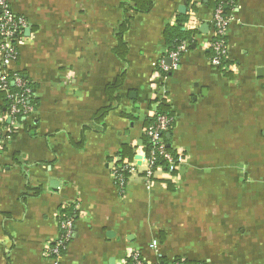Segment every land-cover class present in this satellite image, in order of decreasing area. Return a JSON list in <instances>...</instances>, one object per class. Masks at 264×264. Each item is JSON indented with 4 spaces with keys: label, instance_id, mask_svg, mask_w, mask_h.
I'll return each instance as SVG.
<instances>
[{
    "label": "crops",
    "instance_id": "obj_1",
    "mask_svg": "<svg viewBox=\"0 0 264 264\" xmlns=\"http://www.w3.org/2000/svg\"><path fill=\"white\" fill-rule=\"evenodd\" d=\"M8 1L28 24L12 69L37 92L33 132L0 142V264H129L134 253L146 264H264V0H237L222 69L209 59L210 0H152L143 14L126 10L132 0ZM183 20L197 34L173 68L164 32ZM160 98L185 161L146 180L142 140ZM124 145L136 155L121 189ZM64 215L74 236L55 258L47 247Z\"/></svg>",
    "mask_w": 264,
    "mask_h": 264
},
{
    "label": "built area",
    "instance_id": "obj_2",
    "mask_svg": "<svg viewBox=\"0 0 264 264\" xmlns=\"http://www.w3.org/2000/svg\"><path fill=\"white\" fill-rule=\"evenodd\" d=\"M231 22L232 16L226 17L224 15V8L221 4L218 8L213 10L212 25L214 27V37L209 48L215 53V57L210 59V61L212 66L216 68H220L223 62L227 59V35ZM27 27L28 24L26 20L14 15L9 1L0 0V91L4 92L7 98L13 101L9 117L11 118L15 114H22L23 121H26L35 111L33 107L28 105V99L32 96L34 97L35 94L32 93L31 89L28 87V82L20 76V71L12 68L18 59L20 37L23 35ZM188 50V43L184 42L176 51L169 54L173 62V68L178 65L182 54ZM161 67L165 70L168 69L164 65ZM10 82L17 86L21 92L11 93L9 89ZM162 102L166 103L163 98H160L158 104ZM155 117V124L145 129L144 136L150 139L151 143L157 147L158 155L163 157L167 162L168 174H171V172L174 171L177 172L185 161V154L176 150L168 152L170 143L163 138V135H167L172 128V125L175 124V118L168 117L167 115H156ZM16 125L17 123L15 126ZM157 153L154 151L150 157L146 156L148 164V170L144 174L146 180H152L156 172L160 170L163 171V168L159 166L157 167V171L154 172L155 156ZM125 171H128L130 174L132 173L133 168L131 167V164H128L126 167L121 166L116 168L114 174L115 182L121 189L124 188L125 182H127L122 175ZM62 218L63 219L59 221V238H57L51 246L47 247L49 255H52L55 258H60L67 250L75 231V221L65 215ZM130 260L132 261L131 264H146L138 253L131 254Z\"/></svg>",
    "mask_w": 264,
    "mask_h": 264
},
{
    "label": "trees",
    "instance_id": "obj_3",
    "mask_svg": "<svg viewBox=\"0 0 264 264\" xmlns=\"http://www.w3.org/2000/svg\"><path fill=\"white\" fill-rule=\"evenodd\" d=\"M209 6L215 10L216 8L219 7V5L221 4L222 7L224 8V15L226 17H231L235 8H236V4H237V0H210L209 1ZM153 7V2L152 0H132V5L128 8H126V10H129L130 12H135V13H139V14H143V13H148ZM185 22V20H183L182 22H178V24L176 26H170L168 27L165 32H164V39L166 41V44L168 45V49L169 52H173L176 51L184 42L188 43V49H191V46L195 43V36L197 34V31L195 30H183V23ZM129 24H130V19H126L121 27V34L120 36H118V38L120 39V46L116 49L115 54L116 56H118V58H120L123 61V57L127 54L128 51V47L127 45L123 42L124 40H122L121 38L123 37V34L128 30L129 28ZM215 57V53L213 52L212 49H209V59H212ZM226 61L223 62V64L221 65V69L223 68V66L226 65ZM20 76L26 80L28 82V87L31 89L32 93H36L37 92V86L34 85L31 80L28 78L27 74L25 72H20ZM122 85V77L118 80L117 83L112 84L110 86H108L107 88V95L109 97L110 103L111 104H116L119 100V96H117L118 90L120 88V86ZM9 89L11 93H20L21 90L19 88H17V86H15L12 82H10L9 84ZM0 99L3 102V107L2 110L7 114L10 115L11 113V107L13 105V101L9 100L6 96V94L2 91H0ZM29 102V106L33 107V109L35 110V105H36V101H35V97H31L28 99ZM159 100H155L154 105H156L157 109H156V115H167L168 117H174L175 115L171 109V107L169 105H167L166 103L162 102L160 104ZM20 108V107H18ZM112 106H109L107 108L101 109L97 115H96V120L98 122H101L104 117L112 110ZM23 115L22 114H15L11 117L12 122H14L15 124L17 123L16 126H13V123L11 122L9 126H6V128L10 129L9 132H6L5 134H3V129L0 125V142L2 141H6V140H10V139H14L17 137L18 132L20 131V129H23L24 131H27L29 133H32L34 128H29V126L27 125L26 121L22 120ZM156 122V117L148 120L145 124L146 128L151 127L155 124ZM174 125H172V128L170 129L168 134H171V131L173 129ZM167 134V135H168ZM167 135H163L164 140L168 141L170 143V140L167 138ZM142 145L144 148V151L146 153L147 157H150L152 152H156L157 153V147L155 145H153L150 141V139L146 136H144L143 140H142ZM170 147V148H169ZM168 147V152H172L173 148L171 147V145ZM136 155V149L129 147L127 145L122 146L120 152L118 153V156L120 157V161L117 163V168L123 166L126 167L128 164H130L134 157ZM161 166L163 168V171L166 173L168 172L167 169V162L164 160L163 157H161L160 155H158V153L155 156V166H154V172L157 171V167ZM178 172V171H177ZM177 172H171V176H176ZM123 177L125 178V180L127 181L130 177V173L128 171L123 172ZM154 178H152L153 180ZM126 184V182H125ZM125 186V185H124ZM170 190L173 191V187L170 186ZM129 264L132 263L131 260L128 261ZM175 263H181V259H177L175 261ZM174 263V264H175ZM186 264H192L189 262H185Z\"/></svg>",
    "mask_w": 264,
    "mask_h": 264
},
{
    "label": "water",
    "instance_id": "obj_4",
    "mask_svg": "<svg viewBox=\"0 0 264 264\" xmlns=\"http://www.w3.org/2000/svg\"><path fill=\"white\" fill-rule=\"evenodd\" d=\"M167 138L170 140L171 139V134H168L167 135Z\"/></svg>",
    "mask_w": 264,
    "mask_h": 264
}]
</instances>
